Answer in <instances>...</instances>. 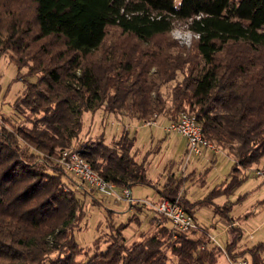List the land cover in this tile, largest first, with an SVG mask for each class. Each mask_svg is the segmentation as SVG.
I'll use <instances>...</instances> for the list:
<instances>
[{"label": "trees", "instance_id": "16d2710c", "mask_svg": "<svg viewBox=\"0 0 264 264\" xmlns=\"http://www.w3.org/2000/svg\"><path fill=\"white\" fill-rule=\"evenodd\" d=\"M177 24L196 36L191 45L171 36ZM0 56L37 76L15 103L32 126L0 129V264H206L194 253L208 236L194 238L193 230L168 242L173 229L163 216L151 218L150 236L130 244L123 230L132 218L109 223L105 247L98 237L89 253L74 237L83 201L64 189L53 158L79 138L85 112L144 123L188 111L235 160L225 189L197 202L180 197L195 219L197 207L241 184L246 169L264 170V0H0ZM134 145L122 130L113 146L99 140L84 156L118 187L154 186ZM168 175L158 201L181 189L183 178ZM228 210L215 208L229 221L228 258L249 253L248 264H264V243L234 253L243 232ZM208 251L216 264L219 250Z\"/></svg>", "mask_w": 264, "mask_h": 264}, {"label": "rangeland", "instance_id": "374dc122", "mask_svg": "<svg viewBox=\"0 0 264 264\" xmlns=\"http://www.w3.org/2000/svg\"><path fill=\"white\" fill-rule=\"evenodd\" d=\"M175 1L179 3L180 0ZM171 36L180 44L187 46L191 45L193 39L196 37L184 25L179 24L174 27ZM26 71L27 69L25 67L19 71L18 67L10 62L7 56H0V129L2 128L11 132L13 131V127L17 128L21 125L32 126L30 120L33 116L27 111L18 114L15 107V103L23 93L26 85L37 81L36 75H28ZM164 120L159 118L157 124L153 125L141 124V122L136 120H123L124 122L119 120V124L117 118L105 114L102 110H98L95 113L85 112L83 115L82 131L79 138L74 140L73 145H79L88 150L86 146L92 147L99 140H104L107 145L113 146L115 141L118 140L120 132L127 130L121 124L125 123L128 125L129 123V134L135 137L133 151L135 149L139 151L138 159H147L148 177L152 180L158 177V181L156 182V185L158 184L157 186H161V183L165 182L166 177L169 176L168 174L173 175L175 173L174 176H183L184 181L180 191H183L182 195L191 202L206 199L215 188L225 189L226 184L230 180L233 167L235 166V160L223 150L219 152L221 154L218 155L215 161H205L201 159L204 157L203 155L200 158V162L197 163L198 167L192 178L190 177L189 171L195 158H191L192 161H189L190 163L188 162L184 170L185 174L182 173L184 167V156L182 158L181 154L183 147L176 148L174 142L169 146L170 137L166 133L170 132L164 130V127L167 125ZM174 134L171 132L170 136L175 139ZM258 169L263 170V166L258 165L246 169L245 173L242 172L240 176H247L241 184L227 193L216 194L211 198L210 201L212 202L196 208L194 213L201 229L192 233L194 238L202 235H206L209 238V235L206 233L207 229L211 235L215 236H219V233L224 231L226 223L229 222L228 218L222 216L221 212H216L215 208L216 205H226L229 208L226 214L227 217H235L242 220V234L244 237L242 243H247L248 247H251L253 246L252 244L264 241V199L259 202V199L264 198V175H256ZM258 185L263 186L261 190L257 189L259 187ZM157 191L158 187L155 184L154 186L140 185L132 188L134 198H144L151 201H156L159 198ZM248 191L249 193H247ZM81 200L84 204L85 217L74 228V237L81 247L90 249L89 253L95 250L93 241L98 237L101 242L100 247L102 249L105 247L112 232L108 226L109 223L120 225L127 223L132 218L129 225L123 230V233L129 238L128 243H131L134 239H139L140 235L150 236L155 229L154 224L150 222L152 213L148 216L139 217V220L137 217L138 213L133 218L136 213L131 212L129 209L131 206L126 202H121L122 204L116 208L121 213L113 215V213H110L106 209L113 201L109 203L102 199L98 202L92 199H88L87 202L83 198ZM248 213L251 214L248 216L251 218L250 220L248 217H242ZM166 224L171 229L170 222ZM249 232H252L253 235V238L250 240L248 239V237L250 238ZM177 235L172 230V236L168 242L175 241ZM226 239V234H222L218 238L220 242H225ZM166 251L171 257L172 255L168 248H166ZM213 251L216 250L213 249ZM207 252H209L207 247L202 248L199 245L194 256L196 259L202 257L206 264H210V256H208ZM220 252H216L218 264H228L224 255L221 256ZM56 255L57 253L54 256ZM82 258H84V255L79 256L78 259L80 260ZM249 260L251 262L250 255ZM235 263L238 264V262Z\"/></svg>", "mask_w": 264, "mask_h": 264}, {"label": "built area", "instance_id": "2783aa9c", "mask_svg": "<svg viewBox=\"0 0 264 264\" xmlns=\"http://www.w3.org/2000/svg\"><path fill=\"white\" fill-rule=\"evenodd\" d=\"M158 119L159 116L154 115L151 120L141 124H157ZM118 123L120 124L119 120ZM121 125L125 129L129 127L126 124ZM164 130L179 134L187 143V150L183 158L184 167L182 173H184L186 165L191 158L202 157L206 150L211 151L213 154L220 152V147L205 137L196 115L191 112L182 111L178 119L168 121ZM53 159L64 171L66 180H69L66 183L67 185H64L65 190L72 189L76 194L78 191H93L105 201L113 200L117 203L126 202L131 207H151L156 211L157 216H163L170 222L172 229L176 233H185L201 229L196 219L180 203V197L183 191L179 190L178 196L173 200L164 198L161 201H151L144 198H134L130 188L118 187L114 183L101 177L84 156V148L79 145H71L58 153ZM256 175L263 176L264 170L258 169ZM234 224L239 226L238 222H234ZM250 237H252L251 233ZM212 240L214 241L215 239L212 238ZM201 247L204 248V245H201ZM235 262H238V264H248L245 259L239 261L228 259L229 264H236Z\"/></svg>", "mask_w": 264, "mask_h": 264}, {"label": "crops", "instance_id": "0c3cea01", "mask_svg": "<svg viewBox=\"0 0 264 264\" xmlns=\"http://www.w3.org/2000/svg\"><path fill=\"white\" fill-rule=\"evenodd\" d=\"M112 117H115V118H117L118 120H120L121 122L123 121V120H136L135 118H129V117H127V116H125V115H120L119 117H116V116H113L112 115ZM162 119H165L164 121L166 122V123H168V120L166 119V118H164V117H162ZM137 121V120H136ZM124 122V121H123ZM125 124V123H124ZM128 125H129V123H128ZM127 130H129V127H128V129ZM166 133V132H165ZM167 135H169V137H170V143H169V146H171L172 145V143L174 142V146L176 147V148H182V158H183V156L185 155V153H186V150H187V143H186V141H185V139L184 138H182L179 134H174L175 135V139H174V137H171L170 135H171V133H166ZM177 137H178V139H177ZM182 146V147H181ZM135 152H136V157L138 156V154H139V151L138 150H134ZM220 151H223V150H220ZM228 155H230L226 150H224ZM219 154H221V153H217V154H213L211 151H208V150H206L205 151V153H204V157H195V160H193V163L191 164V170L189 171L190 172V177L192 178L193 176H194V173L196 172L195 170H196V168L198 167V165H197V163L198 162H200V160L201 159H203V160H205V161H208V160H212V161H215V160H217V158H218V155ZM231 156V155H230ZM232 157V156H231ZM138 158V157H137ZM201 158V159H200ZM233 158V157H232ZM199 159V160H198ZM234 159V158H233ZM139 160H144L145 162H146V158H144V159H142V158H139ZM190 161H192V159H190ZM190 163V162H189ZM175 174V173H174ZM185 174V173H184ZM147 175H148V171H147ZM159 176H160V174H159ZM177 176V175H176ZM183 177V176H182ZM149 178V177H148ZM160 178H161V176H160ZM151 181H152V183H154L155 184V186L156 187H158V189H160L161 187H162V185L164 184V182H162L161 183V186H157L156 185V182L158 181L157 179H158V177L157 178H155V179H151V178H149ZM259 187H257V189H259V190H261L262 189V187L263 186H261V185H258ZM131 191H132V189H131ZM158 192V191H157ZM247 193H249V191L247 192ZM246 193V194H247ZM78 195H80L79 197H81V198H83L86 202L88 201V199H92L93 201H96V202H98V201H101V198H100V196L99 195H97V194H95L94 192H92V191H84V192H82V191H78V193H77ZM159 199V198H158ZM157 199V200H158ZM264 198H262V199H259V202H261L262 200H263ZM261 200V201H260ZM110 201H113V200H107V202H109L110 203ZM113 203V204H112ZM120 204H122V203H117V202H111L110 204H109V207H106V209L107 210H109L110 211V213H113V215H118L119 213H121L118 209H116V208H118V206H120ZM128 207H130V206H128ZM130 210H131V212H135L136 213V216H137V214H138V220H139V217H142V216H148V215H150V213H152V215H151V218H154V217H156L157 216V213H156V211L153 209V208H151V207H130L129 208ZM249 215H251V214H245V215H243L242 217H248ZM231 218H233L234 220H235V222H238L239 223V226L241 227V229H242V220L240 219V218H235V217H231ZM248 219L250 220L251 218H249L248 217ZM196 221L198 222V220L196 219ZM199 223V222H198ZM206 233L209 235V243L206 245V247H207V249L208 250H211V249H215L216 251H218L219 250V252H220V254H221V256L222 255H224V257L226 258V260L228 261V256H227V254H226V252L224 251L225 250V247H226V245H227V243L229 242V240H230V233H229V229H228V222L226 223V225H225V227H224V231L223 232H221V233H219V236H215V235H211L210 234V231H208V229H207V231H206ZM250 233L252 234V232H249V236H250ZM124 234V233H123ZM224 235V234H226L227 235V239L225 240V242H220L219 240H218V238L219 237H221V235ZM124 236H125V238H126V243L127 244H130V243H128V241H129V238L124 234ZM133 238V237H132ZM132 238H130L131 240H132ZM212 238H214L215 240L213 241L212 240ZM243 234H242V237H241V239H240V241H239V244H238V247L234 250V253L235 252H241V251H247L249 248H252L253 246H255V245H257L258 243H264V241H261V242H258V243H256V244H252L253 246H251V247H248V245H247V243H242V240H243ZM253 238V235H252V237H248V239L250 240V239H252ZM223 252V253H222ZM218 259H219V257H218ZM247 260V261H249V253H246V255H244L243 256V258H239L237 261H239V260ZM263 261H264V251H263ZM250 262V261H249ZM217 264H218V261H217Z\"/></svg>", "mask_w": 264, "mask_h": 264}]
</instances>
